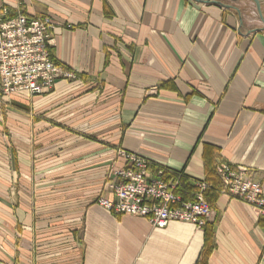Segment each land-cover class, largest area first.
<instances>
[{
	"label": "crops",
	"instance_id": "1",
	"mask_svg": "<svg viewBox=\"0 0 264 264\" xmlns=\"http://www.w3.org/2000/svg\"><path fill=\"white\" fill-rule=\"evenodd\" d=\"M209 1L0 0L55 22L53 61L75 76L0 106V260L197 264L210 246L208 264H264V215L217 171L245 167L264 194V25L252 0ZM118 150L218 182L205 226L97 204L114 199Z\"/></svg>",
	"mask_w": 264,
	"mask_h": 264
},
{
	"label": "built area",
	"instance_id": "2",
	"mask_svg": "<svg viewBox=\"0 0 264 264\" xmlns=\"http://www.w3.org/2000/svg\"><path fill=\"white\" fill-rule=\"evenodd\" d=\"M55 28L50 17L30 18L19 8L15 13L0 8V104L10 102L15 93L30 97L48 93L59 79L75 77L53 61L50 40ZM118 154L127 165L116 170L115 179L107 184L114 199L100 196L97 204L115 214L147 218L156 228L172 222L191 223L198 229L205 226L212 215L207 181L191 180L195 190L193 198L186 200L178 191L182 172H173L178 178L166 180L162 170L156 176L150 174L153 163L146 157L125 150ZM217 171L223 194L264 215L262 186L246 176L245 167L221 163ZM0 264L8 263L0 260Z\"/></svg>",
	"mask_w": 264,
	"mask_h": 264
},
{
	"label": "trees",
	"instance_id": "3",
	"mask_svg": "<svg viewBox=\"0 0 264 264\" xmlns=\"http://www.w3.org/2000/svg\"><path fill=\"white\" fill-rule=\"evenodd\" d=\"M169 176V175H168ZM165 176V179H169V178H178L176 175H171V176ZM192 179L188 178L185 174H183V176L180 178L179 177V182H180V185H179V193L184 196V199H192V193L194 192L195 190V186L193 185ZM211 188V186H210ZM210 188L208 189V191L210 190ZM219 189H220V185L218 182H215L214 183V187L207 193V197H208V200H210V196L213 195L215 197H217L219 195ZM211 201V200H210ZM212 204V202H210ZM211 251V247L208 246L204 253H203V256L201 258V260L197 263V264H208V255Z\"/></svg>",
	"mask_w": 264,
	"mask_h": 264
},
{
	"label": "water",
	"instance_id": "4",
	"mask_svg": "<svg viewBox=\"0 0 264 264\" xmlns=\"http://www.w3.org/2000/svg\"><path fill=\"white\" fill-rule=\"evenodd\" d=\"M198 2H202V3H205V2H209V0H196ZM255 4H256V7H257V10H258V13H259V16L262 20V23L264 25V14H263V10H262V5H263V2L261 0H252ZM263 29H264V26H263Z\"/></svg>",
	"mask_w": 264,
	"mask_h": 264
},
{
	"label": "rangeland",
	"instance_id": "5",
	"mask_svg": "<svg viewBox=\"0 0 264 264\" xmlns=\"http://www.w3.org/2000/svg\"><path fill=\"white\" fill-rule=\"evenodd\" d=\"M10 102H11V101H10ZM10 104H11V103H7V102H5V103H1L0 106L3 107L4 105H10ZM12 105H13V103H12ZM7 135H8V134H7Z\"/></svg>",
	"mask_w": 264,
	"mask_h": 264
}]
</instances>
